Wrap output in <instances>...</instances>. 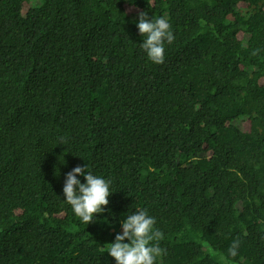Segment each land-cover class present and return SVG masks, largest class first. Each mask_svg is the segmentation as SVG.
Instances as JSON below:
<instances>
[{
	"label": "trees",
	"instance_id": "16d2710c",
	"mask_svg": "<svg viewBox=\"0 0 264 264\" xmlns=\"http://www.w3.org/2000/svg\"><path fill=\"white\" fill-rule=\"evenodd\" d=\"M139 11L172 26L162 64ZM78 165L110 181L89 224L62 192ZM141 209L157 264L237 238L228 264H264V0H0V264H116Z\"/></svg>",
	"mask_w": 264,
	"mask_h": 264
},
{
	"label": "clouds",
	"instance_id": "9594fccd",
	"mask_svg": "<svg viewBox=\"0 0 264 264\" xmlns=\"http://www.w3.org/2000/svg\"><path fill=\"white\" fill-rule=\"evenodd\" d=\"M139 34L144 37L141 49L154 64L164 62L165 42L173 43L175 37L168 19L161 16L151 18L144 11L138 12L136 24ZM83 176L85 183L77 179ZM110 181L94 175L86 167L76 166L65 176L63 196L73 213L85 224L93 222V216L103 212L109 203ZM156 219L146 209L129 214L121 222L122 234H117L113 243L108 244V255L116 264H157L158 258L167 255L160 246L163 239L161 230L155 228ZM127 240V243L124 241ZM240 239L232 241L227 256L220 255L221 264H228L230 258L238 255Z\"/></svg>",
	"mask_w": 264,
	"mask_h": 264
}]
</instances>
